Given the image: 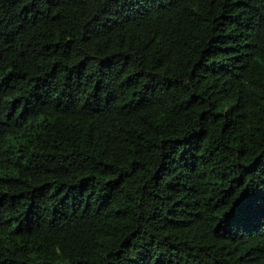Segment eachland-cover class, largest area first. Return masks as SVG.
I'll return each instance as SVG.
<instances>
[{
	"label": "trees",
	"instance_id": "1",
	"mask_svg": "<svg viewBox=\"0 0 264 264\" xmlns=\"http://www.w3.org/2000/svg\"><path fill=\"white\" fill-rule=\"evenodd\" d=\"M0 264H264V0H0Z\"/></svg>",
	"mask_w": 264,
	"mask_h": 264
},
{
	"label": "snow or ice",
	"instance_id": "2",
	"mask_svg": "<svg viewBox=\"0 0 264 264\" xmlns=\"http://www.w3.org/2000/svg\"><path fill=\"white\" fill-rule=\"evenodd\" d=\"M243 200H244V198L242 197V198H241V201H238L237 207H236L235 209H233V212H234V213L243 210V209H242Z\"/></svg>",
	"mask_w": 264,
	"mask_h": 264
}]
</instances>
